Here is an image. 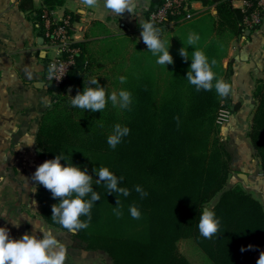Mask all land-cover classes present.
<instances>
[{
	"label": "trees",
	"instance_id": "obj_1",
	"mask_svg": "<svg viewBox=\"0 0 264 264\" xmlns=\"http://www.w3.org/2000/svg\"><path fill=\"white\" fill-rule=\"evenodd\" d=\"M42 1L48 10L61 4L60 0ZM188 1L215 9L218 38L244 36L256 28L243 24L254 6L244 13L225 0ZM158 2L153 0L151 10ZM40 12H34V19L42 29ZM103 32L101 39L72 44L79 52L61 86L64 94L52 97L35 134L40 157L50 160L63 154L69 164L86 169L100 200L91 209L89 227L73 234L52 221L51 206L59 201L39 185L35 196L41 218L67 233L73 248L101 252L112 264H189L177 250V243L184 239H191L211 264H251L264 246V207L240 185H227L233 174V152L221 139L215 118L222 102L232 111L228 97L218 96L215 88L197 92L188 83L191 59H175L157 75L148 56L143 60L133 52L135 47L140 53L143 48L130 37ZM218 45L213 42L201 50L209 63L215 59L212 71L216 79L221 75L223 51L221 42ZM187 51L191 58L194 50ZM121 77L126 78L125 83L120 82ZM90 78H97L106 94L130 92V110L110 102L101 113L71 107V97L82 92ZM67 88L69 94L64 92ZM255 96L248 138L264 176V81ZM116 124L128 127L130 133L113 150L107 137ZM67 162L61 160L64 166ZM102 167L123 177L118 186L129 189L128 197L108 194L103 183L96 184L93 169ZM136 185L148 195L141 198ZM116 200L123 212L119 218L114 213ZM130 206L138 208L140 219L131 217ZM205 208L213 210L220 221L219 233L211 239L200 236L197 227Z\"/></svg>",
	"mask_w": 264,
	"mask_h": 264
},
{
	"label": "crops",
	"instance_id": "obj_2",
	"mask_svg": "<svg viewBox=\"0 0 264 264\" xmlns=\"http://www.w3.org/2000/svg\"><path fill=\"white\" fill-rule=\"evenodd\" d=\"M60 1V5H52L49 10L56 19L66 15L71 17L75 43L101 39L103 30L110 36L130 37L134 41L136 33L132 28L139 27L141 32L139 25L143 19L147 21L153 3V0H138L136 14L126 11L115 17L103 8L102 0L94 8H88L80 0ZM43 7L46 5L42 0H0V214L6 213V219L19 224L14 227L9 220L0 217V227L7 228L12 239H20L24 234L42 239L39 229L43 228L65 244L68 252L65 264H86L89 259V262L96 263L101 252L73 248L67 233L43 221L41 206L35 196L38 185L30 179L36 167L45 161L36 147L35 134L39 119L51 106L53 97L47 63L54 56V50L51 49L53 54L49 55L42 30L34 19V12ZM192 7L202 15L184 26L198 30L196 34L200 38L207 33L204 42L196 47L198 50L213 42L219 46L221 42L219 79L232 86L227 98L231 118L220 133L234 154L233 174L227 185L237 183L232 178L235 175L248 184L247 191L255 193L256 199L264 204V176L248 138L257 105L255 90L264 81V16L260 25L246 31L244 36L218 38L215 9L204 7L197 1L192 2ZM233 7L241 9L243 0H235ZM118 28L121 32L116 31ZM160 37L168 46L174 44L175 39H170L167 34L162 36L160 33ZM143 51L147 52V47ZM64 92L69 94L71 90L67 88ZM30 142L32 146H28ZM239 175H244L245 180ZM29 222H36L38 229L34 230Z\"/></svg>",
	"mask_w": 264,
	"mask_h": 264
},
{
	"label": "clouds",
	"instance_id": "obj_3",
	"mask_svg": "<svg viewBox=\"0 0 264 264\" xmlns=\"http://www.w3.org/2000/svg\"><path fill=\"white\" fill-rule=\"evenodd\" d=\"M80 2L88 8H94L101 3V0H80ZM137 3L138 0H102L103 8L107 10L109 15L115 17L121 16L126 11L136 14ZM139 26L142 29L140 38L152 56L157 57L156 64L164 67L173 64V57L169 53L170 46H166V43L160 37V30L156 28L154 23L147 20L141 22ZM199 39L198 34L192 33L187 38V44L195 46ZM179 55L184 61L191 59L186 79L190 85L195 86L197 92L200 90L211 91L215 88L218 96L222 98L230 95L232 92L231 84L223 79H216L215 73L212 71V66L216 63L215 59L209 63L206 55L198 49L194 50L191 58H189V53L184 47L179 50ZM58 71L63 72V65L58 68L56 63H50L47 69L48 78L59 80L63 75L57 78L56 73ZM214 80L215 84H213ZM120 82L125 83L126 78L121 77ZM87 84L88 86L84 87L82 92H78L74 97H71V107L101 113L110 102L113 107L130 110L132 103L130 92L120 90L118 93L114 91L111 94H106L105 87L99 85L97 78H90ZM129 133L130 129L128 127L116 124L112 133L107 137V144L114 150ZM32 145L30 142L28 146ZM61 160L67 162L63 154L45 160L36 167L30 179L36 185H42L48 190L53 199H58L59 202L51 206L52 221L68 232L75 234L89 227L91 209L94 203L100 200V195L93 190V177L87 173L86 169L81 170L68 162L64 166L61 164ZM93 172L98 177L96 184L103 183L108 194L117 193L124 197L130 195L129 189L118 186L123 180L122 176L117 177L106 167L98 170L94 168ZM135 191L140 194L141 198L148 195L139 185L135 186ZM89 195L90 199H85ZM119 203V200H116L117 207L114 208L117 218L123 215ZM129 213L133 219L138 220L141 217V212L135 206L129 207ZM5 216L6 213L0 214V217L4 219H6ZM81 217L87 219L81 220ZM6 220H9L14 227H19V224L14 220ZM29 223L33 225L34 230L38 229L39 225L36 222ZM219 226L220 221L217 219L215 212L210 208H205L200 214L197 225L200 236L205 239L217 236ZM39 231L43 234L42 239H38L32 234H24L20 239H12L9 236L8 229L0 227V264H65L68 255L65 244L61 243L51 231H46L43 228H40ZM244 250V248H241L242 252ZM256 264H264V252L260 253Z\"/></svg>",
	"mask_w": 264,
	"mask_h": 264
},
{
	"label": "built area",
	"instance_id": "obj_4",
	"mask_svg": "<svg viewBox=\"0 0 264 264\" xmlns=\"http://www.w3.org/2000/svg\"><path fill=\"white\" fill-rule=\"evenodd\" d=\"M225 1H229L232 7L235 2V0ZM253 6L255 9L252 10L243 20L245 28L259 26L264 16V0H253V2L250 0H243V7L239 10L246 13L249 12ZM156 7V9H150V11H148L147 20H151L157 28H172L174 26L183 25L202 15V12L194 9L192 7V2H189L188 0H159ZM39 20L42 28V37L45 41L46 47L54 50V56L48 61L47 68L50 63H56L58 68L60 65H63V72L58 71L56 73L57 78L63 75L59 80H56L55 78L50 80L48 78L52 96H57L61 91L62 84L67 79L69 71L74 66L75 56L79 52L77 48L72 47V44L75 43L74 38L72 37L73 22L68 15L61 19L54 18L51 10L44 7L41 8ZM231 114L230 109H228L222 102L216 114V126L220 129L225 127L231 118Z\"/></svg>",
	"mask_w": 264,
	"mask_h": 264
},
{
	"label": "rangeland",
	"instance_id": "obj_5",
	"mask_svg": "<svg viewBox=\"0 0 264 264\" xmlns=\"http://www.w3.org/2000/svg\"><path fill=\"white\" fill-rule=\"evenodd\" d=\"M143 21H144V19H143ZM185 24H187V23H185ZM185 24L180 25V26H176L175 28H170V29L168 27L160 28V33H162V36H163V34H167L170 39L171 38L175 39L174 44L169 45L170 46L169 47V53L173 57V60L176 59V60L180 61L179 58H182V57L179 55V50L182 47H184L186 49H188V48L191 49V47H193L194 48L193 50H197L196 47L198 45L200 46L204 42L205 36L207 35V33L204 34V32H203L204 36L202 38H200V40L198 41L197 45L190 46V45L187 44V38H188L189 34L190 33H199V31L198 30H192L191 27H189L187 25L184 26ZM181 26H183V27H181ZM116 31L117 32H121L119 30V28L116 29ZM132 31L134 32V34L136 33V36L134 37V41L139 45V47L146 48L147 46L143 43L142 39L140 38V30H139V27H137L136 30H134V28H132ZM166 46H168V44H166ZM133 52L139 54L142 57L143 60H144L145 57L148 56L149 65L153 69L156 70L157 75L159 74V72H161V69H165V70L168 69V66L169 65H166L164 67V66H161V65L156 64L155 61H156L157 57L152 56V54L149 51L146 52V51L141 50V53H140V49H138V48L135 47V48H133ZM51 54H53V51L51 49H49V55H51ZM61 92L58 93V95L59 94H62ZM218 129H220V128L218 127ZM232 178L235 179L234 181L237 182L234 185H240L246 192L250 193L253 197L256 198V196H254L255 193L253 195L252 192L247 191V190H249L248 184H244L235 175ZM234 185H232V186H234ZM229 186H231V185H229ZM260 203L262 204V202H260ZM262 205L264 207V204H262ZM177 250H178L179 254L182 255L189 262V264H211L207 260V258L205 257V255L197 248V246L195 245V243L191 239H184V240L179 241L177 243ZM261 252H264V246L255 255V257H254V259H253V261H252L251 264H256V261L258 260L259 255H260ZM97 258L99 259V262H96L95 263V261H93L95 264H112L111 261L107 258V256L104 255V254H102V253H101L100 257H97ZM89 261H90V259L88 260V262L86 264H93V262H89Z\"/></svg>",
	"mask_w": 264,
	"mask_h": 264
},
{
	"label": "water",
	"instance_id": "obj_6",
	"mask_svg": "<svg viewBox=\"0 0 264 264\" xmlns=\"http://www.w3.org/2000/svg\"><path fill=\"white\" fill-rule=\"evenodd\" d=\"M157 7L155 6L154 9H156ZM41 43H42V39H40ZM241 178H243V180H245V176L244 175H239Z\"/></svg>",
	"mask_w": 264,
	"mask_h": 264
}]
</instances>
